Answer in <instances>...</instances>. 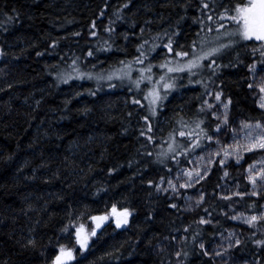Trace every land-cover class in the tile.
Instances as JSON below:
<instances>
[{"label": "trees", "instance_id": "obj_1", "mask_svg": "<svg viewBox=\"0 0 264 264\" xmlns=\"http://www.w3.org/2000/svg\"><path fill=\"white\" fill-rule=\"evenodd\" d=\"M246 1L0 0V264H52L60 244L76 249L78 264H217L204 248L228 229L240 242L231 250L234 256L264 264V245L255 243L264 240V219L245 223L263 214L264 192L220 198L224 184L248 188V165L263 152L212 165L191 192L203 196L196 206L158 188L207 147L200 128L209 135L203 107L209 90L221 92L226 102L231 98L230 122L264 123V110L248 87L249 65L264 67L262 42L235 37L212 68L193 69L191 76L174 73L185 85L155 115L144 99L147 82L138 90L126 78L97 79L120 68V61H132L144 41L154 65L166 56L171 65L185 62L188 57H176L175 51L191 52L194 41L197 51L202 41L205 50L217 46L218 32L235 27L227 16ZM169 38L172 53L164 47ZM154 43L156 51L148 52ZM139 67L133 64V79ZM152 71L158 79L166 69ZM180 131L199 133L200 147L193 148L195 138ZM113 204L131 213L119 228ZM104 214L109 219L80 255L75 227L62 230L74 221L90 231L89 217Z\"/></svg>", "mask_w": 264, "mask_h": 264}, {"label": "snow or ice", "instance_id": "obj_2", "mask_svg": "<svg viewBox=\"0 0 264 264\" xmlns=\"http://www.w3.org/2000/svg\"><path fill=\"white\" fill-rule=\"evenodd\" d=\"M127 6V5H125ZM204 8H208V4H203ZM234 14L228 15L227 19H229L234 25V29L228 33L229 36H238L240 41H259L262 42L260 44V48L264 49V0H247V3H238L235 8L233 9ZM228 13V9L225 8V14ZM221 20L225 19V16L220 17ZM208 20H212V16H208ZM220 28H223L224 25L220 24ZM143 31V30H142ZM209 32L212 31L211 28L208 29ZM95 35V33H92ZM147 41H144L143 44H140L137 47V51L139 52V55L134 57L132 61H120L121 67L118 69H115L113 72H111L106 77L103 75H100L97 77L98 80L107 79L112 80L115 76L117 79H120L123 81L125 78L128 79L136 89H140L141 84H144L147 82V85H151V87L147 88V91L144 94V99L148 101V107L152 115H155L157 107L161 105V102L167 98L171 90H174L177 88L176 81L178 79H181L182 77H176V76H169V73H177V72H184L187 71L190 76L194 74L192 72L193 69L208 67L212 68L213 65L216 64L215 57L220 55L222 53V50L229 48L235 41L229 40L228 44H218L217 46H211L208 47L207 50H205L202 41V46L199 49V51L196 50V43L195 41L192 44V51H184L179 50L175 51L176 57H188V59L180 63L179 61L176 62V66L173 67L170 63L169 58L166 56L165 60L157 65H154L149 60L148 55L146 54L144 50V44H147ZM158 45L155 43L152 45L150 49H148V52H155ZM164 47L167 49L168 53H172L174 51L173 49V41L171 38H169L168 43L164 45ZM253 51H256L254 48ZM2 54V53H0ZM40 53H37L39 55ZM89 56L93 55L92 51L88 52ZM261 55L264 56V51H261ZM212 58L210 62L205 65L203 61L208 60L209 58ZM149 60L147 64H145V61ZM75 61H73V65H75ZM264 63V62H261ZM133 64L140 65L138 69H135V71L138 72V75L135 79H133ZM153 67H159L160 69H166V72L159 75L158 79H154V73L152 71ZM250 70L253 72L254 76L256 73V66L249 65ZM71 77H69L70 79ZM81 79L84 78V74H81ZM87 78L91 79L92 75L89 73L87 74ZM62 82L67 83V79H64L61 77ZM189 82L191 83V79H189ZM197 83H203L202 81H197ZM115 85L109 84V87H114ZM248 87L251 89L254 87L252 83L248 85ZM255 87L259 89V98L256 101L260 109H264V77L260 78V82L258 84H255ZM163 90V94L162 93ZM91 95H95L94 92H91ZM221 92L215 93V99L217 101H221ZM136 104H139L140 101L134 100L133 101ZM231 98L227 99V102H223V107L225 109L224 117L222 124L224 126L230 127V130L232 132V140L233 143L228 145L226 148L223 149L224 157L225 159H222L220 161V164H225V160L227 157L234 155L236 158V162L239 163L241 159H243L242 152L250 153L254 150H264V123L257 120L254 123L247 120L240 121V125L238 128H231L228 121V108L231 104ZM205 104H207L208 108L211 109L213 105L208 104L207 101H204ZM204 109L202 108L201 111ZM213 115H216L215 112L212 113ZM143 119L147 121L149 119L148 116H144ZM203 123V121H199L196 125L197 128H200V124ZM148 130L151 131V125H147ZM187 127V125H185ZM217 132L222 131L221 124L216 125ZM200 132H203L205 134V137L207 140H212L214 137L213 135H208L207 132L200 128ZM243 134L241 139L243 142H241V139H238L240 134ZM144 134L143 132L141 133ZM180 136H191L195 138V142L192 145L193 148L200 147L199 143V133H195L192 131L184 132L180 131ZM148 139H153L152 136H148ZM170 139L174 140L173 134L170 133ZM217 143H221L219 139H217ZM170 150L172 149V145H169ZM228 149H233V151H229ZM219 155V153H217ZM260 163L261 165H264V160L260 161H254L253 164L248 165V175L247 179L251 182L253 185V188L255 189L257 185V180L264 181V166H262L259 170L255 169V164ZM206 174V173H205ZM186 175L189 177V181L185 182L181 187H192L191 180L193 179V173L191 171L187 172ZM225 176L228 175L227 171L224 173ZM196 176L199 177L200 180L204 179V176L200 175L199 172L196 173ZM197 183L199 180L196 181ZM151 183V181L149 182ZM170 187L175 190L176 186L172 184V181H168ZM164 191H167V189H164ZM235 195L243 196L244 193L237 192ZM251 195H260V193L253 191ZM227 199V197H226ZM200 200H203V196L200 197ZM199 203V201L197 202ZM175 207V205H173ZM111 215L115 217V223L116 227L119 228L121 225L128 223V217L131 215L129 210L127 208L123 209L122 211H117L116 205H112L111 209ZM233 219H238L239 217H232ZM89 219L94 222V227L91 228L90 231L86 230L85 225L83 223L79 224V226L75 225L74 221H70L69 226H66L62 231L69 232L70 227H75V243L78 245L79 253L80 255H83L90 246V240L92 237L97 236V230L101 228L102 224L109 219L108 214L104 215H93L90 216ZM264 219V214L261 216L257 215H251L246 220L245 223L249 225H253L254 222ZM203 223H208V221H202ZM30 244L34 243L33 241H29ZM237 244H239V240L236 241ZM255 243L259 245H264V240H256ZM201 248H204V245H200ZM207 254V253H205ZM177 256L180 255L179 252L176 253ZM219 255V253H217ZM74 261H77L78 264V256L76 249L72 247H67L64 244L59 245V250L55 254L54 259L52 260V264H73Z\"/></svg>", "mask_w": 264, "mask_h": 264}, {"label": "rangeland", "instance_id": "obj_3", "mask_svg": "<svg viewBox=\"0 0 264 264\" xmlns=\"http://www.w3.org/2000/svg\"><path fill=\"white\" fill-rule=\"evenodd\" d=\"M246 3H247V1H246ZM233 29H234V27H228L222 31H219L218 35H216L217 42L219 44H221L224 41V39H228L225 43H223V44H228L229 40H232L235 37L238 38V36L227 35ZM254 65L256 66L255 76H254L253 72L250 70V68H248V72L250 75V80H251L250 82L254 85V87L251 88L253 90V96L256 99L255 101H257L260 93H259V89L257 87H255V84H258L260 82V78L264 77V67L260 66L259 64H254ZM172 66L175 67L176 63L172 64ZM200 70L201 69L197 70L196 72H199ZM169 74H171L169 76H175L176 73L175 74L169 73ZM176 77H178V76L176 75ZM176 83H177V90H178L179 86L185 85V83L181 80H179V81L177 80ZM186 85H188V83H186ZM149 87H151V85H148L146 88H149ZM184 88H188V87L185 86V87H183V89ZM174 90H171L170 93L173 92ZM146 91H147V89H146ZM145 92H144V94H145ZM179 93H180V91H179ZM161 94H163V90H162ZM204 101H207L208 104L213 105V107L211 109H209L207 104H205L203 102V107L209 116V122H210V126H209L210 127L209 128L210 133H209V135H213L214 138L212 140L206 139L207 147L200 154L192 157V159L188 162L187 166H185L184 168H181L176 173L172 174L167 180L160 181L159 185H158L160 192H165L164 189H167V191L169 193H171L173 196L178 197L179 199H182V200H186L187 201L186 203L187 204L189 203V205L191 207L196 206L198 204L197 202L200 200V197L195 196L191 192L192 191L194 192L195 188L203 180V179L200 180L199 177L196 176V173L199 172L200 175L204 176V178H205L207 176L208 172L210 171L212 165H214L216 162H218L220 164V161L222 159H225L223 149L226 148L228 145L233 143V140H232L233 134L230 130V127L224 126L222 124L224 112H225V109L223 107V102H226V101L223 99L222 96H221V101H217L215 99V92H213L212 90H209L205 94ZM262 110H264V109H262ZM213 112H215L216 115H213L212 114ZM217 124H221L222 131L217 132V130H216ZM229 125L231 126V128H238L240 125V121H239V119L235 120L233 122L229 121ZM242 135L243 134L241 133L240 136L238 137V139H241ZM217 139H219L221 141V143L218 144ZM241 142H243L242 139H241ZM228 150L230 152L233 151V149H228ZM255 151L263 152L262 155L260 156V158L257 159L256 161L264 160V150L257 149V150H254L253 152H255ZM217 153H219V155H217ZM250 153H252V152H250ZM241 154L244 158V156L246 154H249V153L242 152ZM230 161H236V158L234 155L227 157V159L225 160V164L230 162ZM262 166H264V165H261L260 163H256L255 169L259 170ZM189 171H191L193 173V179L191 180L192 187H187V188L181 187V185H183L185 182L189 181V177L186 175V173ZM247 175H248V171L246 173V179H247ZM169 180L172 181V184H174L176 186L175 190H173V188L170 187V185L168 183ZM197 180H199L198 183L196 182ZM247 182L249 184L247 189H244L242 186L239 187L236 184L234 186H232L230 184H224L220 190L221 191L220 198L223 200H226V197H227V199H230V198L236 196L235 193L240 192L242 190H246L247 191L246 194H248V195H251V193L253 191H256L260 194L262 192H264V181H260L258 179L255 189L253 188V185L251 184V182L248 179H247ZM225 211H226V209H225ZM263 214H264V212H263ZM236 241H237V236H236L235 232L233 231V229H228V230L223 231L219 235H217V237L214 238V240L211 242V244L204 248V251L217 264H251V262H248V260L246 261V260L239 258V257H236L232 254L231 250L236 245ZM217 253H219V255H217ZM172 264H179V263L174 262Z\"/></svg>", "mask_w": 264, "mask_h": 264}]
</instances>
